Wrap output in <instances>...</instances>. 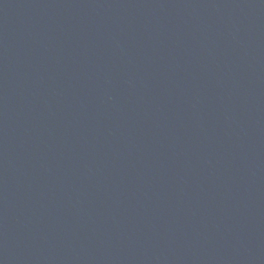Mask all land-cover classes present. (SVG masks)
I'll return each mask as SVG.
<instances>
[{
    "label": "water",
    "instance_id": "obj_1",
    "mask_svg": "<svg viewBox=\"0 0 264 264\" xmlns=\"http://www.w3.org/2000/svg\"><path fill=\"white\" fill-rule=\"evenodd\" d=\"M0 264H264V0H0Z\"/></svg>",
    "mask_w": 264,
    "mask_h": 264
}]
</instances>
